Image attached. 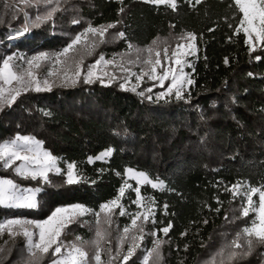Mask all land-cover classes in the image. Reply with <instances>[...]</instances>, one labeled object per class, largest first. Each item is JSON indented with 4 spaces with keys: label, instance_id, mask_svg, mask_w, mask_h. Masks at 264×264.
Wrapping results in <instances>:
<instances>
[{
    "label": "trees",
    "instance_id": "1",
    "mask_svg": "<svg viewBox=\"0 0 264 264\" xmlns=\"http://www.w3.org/2000/svg\"><path fill=\"white\" fill-rule=\"evenodd\" d=\"M31 3L29 8L20 0H0V61L14 52L26 57L55 53L89 24H114L110 34L125 32L124 39L97 48L108 56L128 51L129 43L143 48L158 38L171 40L192 32L198 45L189 68L194 83L183 92L184 99L159 101L124 90L117 82L105 86L81 81L54 85L51 92L23 93L0 111V144L17 135L34 136L58 158L62 173L75 162L88 182L69 185L64 174L52 172L51 183L45 184L0 166L1 178L42 188L38 208L0 206V221L20 216L44 219L56 207L80 203L92 211L67 228L64 237L90 241L94 213L119 196V189L126 186L125 169L132 168L164 182L163 190L139 185L141 195L154 201L156 220L146 224L143 245L149 248L154 239L162 241L160 264H264V245L255 244L249 254L231 259L227 247L254 216L251 210L247 217L242 215L244 196L232 186L264 184V46L252 51L244 32L235 33L243 18L235 1L177 0L173 10L147 0H61L66 11L18 36L24 25L21 9L29 13L30 23L43 11V5ZM74 18L80 23L73 24ZM40 109H50L53 115L44 117ZM109 148L110 157L89 162V157ZM133 188V183L125 187L120 199L126 215L135 208ZM119 210L113 221L121 229L130 218L119 215ZM169 224L165 235L161 229ZM0 248V264H26L22 235L0 233ZM47 257L41 256L39 264Z\"/></svg>",
    "mask_w": 264,
    "mask_h": 264
},
{
    "label": "snow or ice",
    "instance_id": "2",
    "mask_svg": "<svg viewBox=\"0 0 264 264\" xmlns=\"http://www.w3.org/2000/svg\"><path fill=\"white\" fill-rule=\"evenodd\" d=\"M20 2L29 8L34 6L31 0H20ZM147 2L154 5H167L173 10L177 8V0H147ZM195 2L199 4L201 0H195ZM235 4L239 7V11L243 13V18L240 20L239 26L236 27L235 33L239 34L241 28H243L247 36L246 42L249 43L251 50L255 51L254 41L264 44V0H235ZM40 5H43V11L37 12L31 23L29 22V13L21 9L24 14L25 24L18 30V36L27 33L30 26L34 25L38 27L42 23L52 20L57 12L67 10L66 8H61V0H35V6L39 7ZM5 6L11 7L7 3ZM120 12H124V8H121ZM15 18H17V15L14 13L13 19ZM72 23L78 24L80 20L74 18ZM113 27H115L114 24L99 26L89 24L82 32L75 34L66 47L55 54L40 52L29 58L19 53H13L2 58V61H0V111L5 107H11L23 93L29 91L51 92L57 81L60 82L59 86H74L81 81L85 84H92L97 81L105 84L104 77H107V84H105L107 86L114 80L119 79L115 74L109 75L107 72L100 74L94 71V69H98L100 66H117L115 57L106 59L102 51L98 54L96 53V49L101 45L125 38L126 34L124 31L106 36L109 29ZM209 30L211 31L212 29ZM183 38L182 36L181 39ZM187 39L195 40L196 34L188 32ZM152 45L156 46L157 41L153 40ZM132 47L133 45L129 43L128 48L131 49ZM182 47H184L183 44L177 43L176 51L172 52L176 65L182 64L179 58L181 55L179 49ZM136 51V60H129V64L142 62L151 65L150 72L145 73L141 71V74L136 77L137 80H141L144 75H148L150 78L155 79L159 83V86L163 88L164 82L171 77L170 84L165 91L157 94V101L165 99L167 96L173 95V93L176 99L185 98L183 95L185 85H192L194 81L187 77V74L183 72V68L177 70L169 67L167 70L162 71L161 74L156 75V66L163 67L161 60L158 58L160 52H156L157 58L153 60V47H149L147 49L148 59L141 61L139 55L141 50L137 49ZM167 51L166 48V57ZM93 54H97V59H95L94 63L85 65V56ZM123 59L122 55V61ZM255 59L260 60L261 56L257 55ZM18 61H22V63H18ZM225 63H228L227 58L225 59ZM118 66L124 71H129L123 63ZM248 75L252 76L253 73L250 72ZM119 86L124 90H129L125 88V83H120ZM130 90L135 92L136 88L132 87ZM145 91L150 93L152 92V88L141 90L138 95L145 96ZM146 98L152 99L151 96H147ZM40 112L44 117H51L53 115L50 109H40ZM41 145L42 141L37 140L34 136L17 135L12 140L0 144V164L5 168H12L15 174L23 179L39 180L45 184L51 183L49 173L52 172L57 175L64 174L65 182L69 185L88 182L78 170L75 162L68 163L66 171L62 173L61 168L58 166V158L50 152L42 150ZM112 151L113 149L109 148L94 159H106L111 156ZM16 161H21L22 163L13 167L16 165ZM92 161L93 157H89V162ZM117 174L119 175V173ZM129 174L137 183V186L133 189L136 193V199L132 203L143 207L146 211L144 213H127L131 223L124 226L122 234L119 237L121 248L117 249L114 255L111 254L110 249L100 248V242L111 236L109 230L105 229L101 231L99 226L100 218L103 215L104 224L111 225L113 216L116 214V209H120L119 215L123 216L126 214L124 206L120 203V199L125 193V187L119 189V196L116 199L101 204L100 210L94 213L97 217L98 226L95 234L96 239L93 242L95 250L91 259H89V252L85 250L83 245L77 243L80 241L79 237H77L76 242L67 246L60 240L63 230L70 223H73L75 218L92 211L84 204L77 203L65 207H57L45 220L8 219L4 223H0V232L6 229L12 237L16 235H23L25 237L26 251L28 253L26 264H39L41 256L50 252L52 256L58 257L52 261V264H92V260L95 261V264H102V251L109 252L110 264H116V261L121 259L126 264L140 247L139 242H142L144 239L146 224L148 222L156 223L155 214L151 208L154 201L151 199L144 200L140 191V182L143 181L144 184L151 185L153 189L159 187L163 190L164 187L163 181L158 180V178V182L154 181L146 172L128 168L125 170V175ZM91 183H95V181L93 180ZM125 185H127V180L125 181ZM232 187L238 188L239 185H233ZM262 188H264V185L252 187L248 191L247 204L250 206L253 205V194L259 193V205L252 209L256 212L257 219L253 220L251 226H245L241 232L236 233L235 238L228 244L230 259L238 254H249L255 244L264 245V190ZM40 191H42V188H21L13 179L0 178V206L16 209L38 208L39 201L37 200V194ZM164 207L166 209L167 205L165 204ZM242 215L245 217L249 215V207L242 209ZM204 222L207 223L206 220ZM30 225L38 230V238L35 232L29 230L28 226ZM170 227L171 224L161 229V231L167 235ZM148 234L153 237L156 236L155 231H149ZM241 237H243V240H241ZM125 242H128L129 246L127 251L122 253V246ZM161 243L162 241L159 239L153 240V247L145 249L142 264H158ZM62 248H66V252H62ZM234 249L243 250L237 253ZM0 251H3V249L0 248Z\"/></svg>",
    "mask_w": 264,
    "mask_h": 264
},
{
    "label": "rangeland",
    "instance_id": "3",
    "mask_svg": "<svg viewBox=\"0 0 264 264\" xmlns=\"http://www.w3.org/2000/svg\"><path fill=\"white\" fill-rule=\"evenodd\" d=\"M242 15H243V13H242ZM23 17H24V14H23ZM23 23L25 24V18H24ZM241 31H243V28H241ZM110 35L111 34L108 31V33L106 34V36H110ZM182 36L184 37L183 39H181ZM245 37H246V41H247L246 34H245ZM156 41H157V45L156 46H153L152 43L149 46H146V47H143V48H137V47H134L133 46L131 49H128V51L121 52V53H116L114 56H108V55H106V54L103 53L105 55L106 59H111V58L115 57V60L117 62V66H100L98 69H94V71H97L100 74H103L104 72H107L109 75L115 74L117 77H119V79L114 80L113 83L117 82L119 85H120V83H125V88L129 89V91H130V89L132 87H135L136 88V91L135 92L137 94L141 90H145V89L151 87L152 88V92L149 93V92H146L145 91V96L146 97L147 96H151L152 99L157 100L156 99L157 94L160 93V92L165 91V89L167 88V86L170 84L171 77H169V79L164 82V87L163 88L159 86V83L155 79L150 78V76H148V75H144L141 80H137L136 77L141 74V71H143L145 73L150 72L151 65L144 64L142 62H137V63H131V64H129L128 63L129 60H136V57H137V51L136 50L137 49H140L141 50L140 53H139L140 58H141V61L148 59L147 49L149 47H153V52H152V59L153 60H155L157 58L156 57V52L157 51L160 52V56L158 58L161 60V64H162L163 67L156 66V68H157L156 75L161 74L162 71L167 70L169 67L174 68V69H177V70L180 69V68H183V72L185 74H187V77L188 78H191V76L189 74V68L192 66V63L194 61V58L196 57V55L198 53V45H196L195 40H189V39H187V33H185V35L177 36V37H175V38H173L171 40L169 38H158ZM177 43L184 45V47H182V48L179 49V52L181 53V55L179 57L181 59V61H182V64L181 65H176L175 62H174L175 61V57H172V52L173 51H176V45H177ZM254 44H255V48H257V46H264V44H262L259 41H254ZM66 46H64V47H66ZM64 47L60 48L55 53L60 52ZM166 48L168 50L167 51V57L165 56V49ZM14 53H19V52H14ZM55 53H49V54H55ZM96 53L97 54L99 53L98 52V49H96ZM19 54L22 55V56H24L22 53H19ZM97 54L86 55L85 58H84V64L85 65H89V64L94 63L95 59H97ZM8 55H11V54H8ZM8 55H5L4 57H6ZM33 55H36V54H33ZM33 55H28V57L30 58ZM122 55L124 57L123 61H122ZM1 61H2V59H1ZM18 63H22V61H18ZM121 63L125 64V66L129 69V71H124L121 67H119L118 65H120ZM104 79H105V83H107V77H104ZM59 83L60 82L57 81V84L56 85H58ZM187 86L188 85H185V88H184L183 92L185 90H187L186 89ZM173 96H175L174 93H173V95L167 96V97H173ZM4 142H7V141H4ZM42 150H44V149L42 148ZM106 150L107 149H104V151H106ZM104 151H102V152H104ZM102 152H100V153H102ZM99 154H97V155H99ZM96 156L93 157V160H94V158ZM21 163H22L21 161H16V165H14L13 167L18 166ZM0 166L2 168H4L2 164H0ZM126 169H128V168H126ZM125 177L127 178V180H129V183H127V185L125 187H128V186L130 187L132 185V183H133V187L134 188L137 186L136 180L133 179L130 174L129 175H125ZM4 178H6V177H4ZM7 179H9V178H7ZM154 181H156V180H154ZM142 184H144L143 181L140 182V185H142ZM236 185H239L238 189L241 191V193L244 196L245 207H249V211L251 210L253 212V215L254 216L251 219L250 224L248 225V226H251L253 220H256L257 219L256 212L253 211L252 209H253V207H258V205H259V193L253 194V197H252L253 198V205L250 206V205L247 204V195H248V191L250 190L251 187H248L245 184H236ZM20 187L21 188H26V189H32V188L23 187V186H20ZM157 188H159V187H157ZM262 190H264V188H262ZM142 197H144V200L145 201L146 200H149V198H147V197H145L143 195H142ZM135 199H136V193H135L134 200ZM120 203H121V201H120ZM142 203H143V201H142ZM68 205H72V204H68ZM68 205H63V206H59V207H65V206H68ZM134 206H135V208L132 211H129L128 213H137V212L144 213L146 211L141 206H138L136 204H134ZM56 208H54V210ZM151 208H152V212H153L154 206L151 205ZM51 213L49 215H51ZM126 216H129V215L127 214ZM80 217L75 218L74 222L73 223H70L63 230L62 235L60 237V240L63 241V243H64L65 246L70 245L73 242H76V239L77 238L70 237V239L68 240L64 236H68L65 233V230L67 228L71 227L72 224L78 223ZM13 218H21V219H26V220H32L31 218L21 217V216L20 217H8L5 220L0 221V223H4L6 220L13 219ZM45 219H47V217L44 218V219H35V220H45ZM93 222L94 223H93V235H92L93 237H92V239L90 241H87V242H82V241L77 242L79 244H82L83 247L85 248V250H87L89 252V259L92 258L93 254H94V250H95V244L93 242L96 239V235L95 234H96V229H97V226H98L97 225V217L96 216L94 217ZM130 223L131 222H129L128 225H130ZM138 223H139V221H138ZM99 226L101 228V231H104L105 229H107V230H109L111 232V236L110 237H107L106 239H104V240H102L100 242V248L101 249H110L111 250V254L114 255L115 252L117 251V249H120L121 248V244H120L119 237L122 234V231H123V228L124 227H122L121 229H119L117 227V225L114 224V221L112 222L111 225L104 224L103 215L100 218V225ZM28 227H29V230L30 231H33V232L36 233V237L38 238V230L35 229V227L34 226H31V225L28 226ZM3 232H6L7 233L8 231L5 229ZM3 232H0V233H3ZM145 232H146V226H145ZM22 237H23L24 242H25V245H26L25 237L23 235H22ZM144 237H145V235H144ZM139 243H140V247L136 250V254L134 256H132L131 259L126 262V264H130V262H132L135 259H138V262H137L138 264H142V257L145 254V249H150V248L153 247V243H151V246L149 248L144 247L143 241L142 242H139ZM128 246H129L128 242H125L123 244V246H122V253H125L127 251ZM62 252H66V248H62ZM43 255H45V254H43ZM263 255H264V253H263ZM57 258L58 257L52 256L51 255V252H50V253H48V257L46 258L45 263H43V264H52V261L54 259H57ZM101 261H102V264H110V254H109V252L102 251ZM92 264H95V261L94 260H92ZM116 264H125V262H123L122 259H121V260H117L116 261ZM158 264H160V258H159Z\"/></svg>",
    "mask_w": 264,
    "mask_h": 264
}]
</instances>
